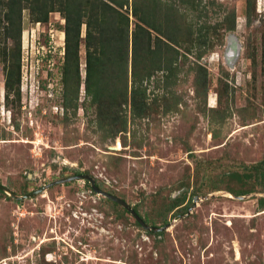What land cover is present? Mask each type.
I'll return each instance as SVG.
<instances>
[{
  "label": "rangeland",
  "instance_id": "rangeland-1",
  "mask_svg": "<svg viewBox=\"0 0 264 264\" xmlns=\"http://www.w3.org/2000/svg\"><path fill=\"white\" fill-rule=\"evenodd\" d=\"M201 3L210 24L232 12L234 30L199 58L196 47L179 46L167 91L151 82L143 117L133 119L124 103L126 128L115 136L121 114L101 102L104 95L96 103L84 99V43L74 113L61 104L64 19L50 11L47 22L34 23L22 10L19 101L11 92L6 102L0 63V184L17 195L44 190L22 200L0 193V264H264V178L231 176L264 158V0H251L248 16L246 0ZM4 11L0 3L1 23ZM229 34L240 43L231 62ZM209 35L216 43L212 29ZM79 173L136 207L148 228L95 193L88 179L63 180ZM184 189L187 210L167 212Z\"/></svg>",
  "mask_w": 264,
  "mask_h": 264
},
{
  "label": "trees",
  "instance_id": "trees-1",
  "mask_svg": "<svg viewBox=\"0 0 264 264\" xmlns=\"http://www.w3.org/2000/svg\"><path fill=\"white\" fill-rule=\"evenodd\" d=\"M201 2L202 0H0L5 7L3 23L0 19V41L4 42L0 45V63L6 102L10 101L11 92L14 95L13 100H20L22 10H28L29 20L34 23L47 22L49 12L56 11L64 19L61 27L64 49L60 64L63 108L71 109L74 113L77 110L82 82L79 49L80 43L83 42L84 99L89 103H96L100 101L101 95H104L106 101L101 102H106L112 107L115 116L123 113L122 105L129 100L131 117H143L148 103L147 89L151 82L155 87L167 91V81L177 74L179 46L186 48V51L196 47L195 56L199 58L213 49L215 44L222 43L224 30H234L232 12V15L229 14L223 21L210 24L206 17L205 5ZM251 6V0H246L247 16ZM186 9L189 11L186 12ZM188 13H194V18H189ZM221 28L223 31H220ZM210 29L217 39L216 43L210 38ZM10 39L14 41V45L7 47L6 42ZM194 66H197L200 79H203L206 86L204 67L197 61ZM158 71L163 73L160 79L154 77ZM228 87L226 83L224 90L227 91ZM149 109L152 110V107L147 111ZM66 114L67 112L65 121ZM124 114L119 115L113 136L125 130L127 120ZM107 123L109 124V120H104L102 125ZM251 172L259 173L264 178V158L244 172H235L231 176L241 182L251 177ZM88 186H91L90 183ZM25 189L22 188V194L29 192ZM228 191L236 195L244 194L248 190ZM0 193L5 194L2 190ZM185 198L186 189L170 198L167 212L179 208L180 212H185L188 208L187 205H182ZM112 203L117 204L113 201ZM133 209L141 217L136 207L133 206ZM143 220L147 222L146 218ZM167 221L165 214L159 224L163 225ZM151 225L157 226L154 222H151ZM150 232L162 234L160 231Z\"/></svg>",
  "mask_w": 264,
  "mask_h": 264
},
{
  "label": "water",
  "instance_id": "water-1",
  "mask_svg": "<svg viewBox=\"0 0 264 264\" xmlns=\"http://www.w3.org/2000/svg\"><path fill=\"white\" fill-rule=\"evenodd\" d=\"M239 48H240V43L236 39L235 35L229 34V36H228V47H227V49L225 51V59L228 62H231L233 60L234 56L238 55ZM75 176L88 179V181H89V183L91 185V188H92V190L95 193L101 194L104 197H106V198H108L110 200H113L116 203H119L125 209L129 210V212L135 217V219L143 227L148 228V226L143 221V219L135 212V210L127 202H125L122 198L116 196L115 194H112V193H109L107 191L102 190L98 185H96L95 180L90 175L79 173L77 175L69 176V177H67V178H65L63 180L64 181L65 180H69V179H72ZM57 181H60V180L58 179ZM0 190L8 193L14 199L22 200V199L29 198V197H32L35 194L40 193L42 190H44V186L38 187L37 189H34L33 191H30V192H28L26 194H22V195H17L16 193L12 192L7 186H4L2 184H0ZM241 197H243V196H241ZM154 228H156V227H154ZM157 229L160 230V229H163V227H158Z\"/></svg>",
  "mask_w": 264,
  "mask_h": 264
}]
</instances>
